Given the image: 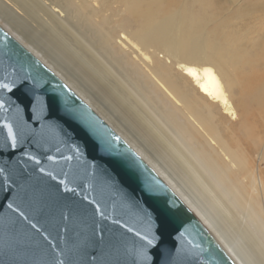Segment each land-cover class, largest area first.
I'll use <instances>...</instances> for the list:
<instances>
[{
	"label": "bare ground",
	"instance_id": "6f19581e",
	"mask_svg": "<svg viewBox=\"0 0 264 264\" xmlns=\"http://www.w3.org/2000/svg\"><path fill=\"white\" fill-rule=\"evenodd\" d=\"M0 12L132 136L152 162L47 66L234 264H264V0H0Z\"/></svg>",
	"mask_w": 264,
	"mask_h": 264
},
{
	"label": "water",
	"instance_id": "95a60500",
	"mask_svg": "<svg viewBox=\"0 0 264 264\" xmlns=\"http://www.w3.org/2000/svg\"><path fill=\"white\" fill-rule=\"evenodd\" d=\"M12 81L11 92L0 89V264H132L127 251L149 229L148 264H234L138 154L0 25V82Z\"/></svg>",
	"mask_w": 264,
	"mask_h": 264
},
{
	"label": "rangeland",
	"instance_id": "374dc122",
	"mask_svg": "<svg viewBox=\"0 0 264 264\" xmlns=\"http://www.w3.org/2000/svg\"><path fill=\"white\" fill-rule=\"evenodd\" d=\"M0 25L3 26L12 36L18 39L26 48H28L33 54H35L46 66L54 71L62 80H64L73 90H75L82 99H84L100 116H102L133 148L145 159H149L145 155V152L137 144L134 143L132 136L126 132L113 118L106 114V111L102 106H98L92 100V98L83 89H81L70 77H68L49 57H47L40 49H38L33 43L25 38L21 31L11 24L0 12ZM29 19L33 20L32 17ZM155 155V154H154ZM155 156L158 157L156 154ZM161 160V159H160ZM151 161V160H150ZM162 161V160H161ZM168 161H170L168 159ZM152 162V161H151ZM171 164V161L169 162ZM156 170L162 173L159 165H152Z\"/></svg>",
	"mask_w": 264,
	"mask_h": 264
},
{
	"label": "snow or ice",
	"instance_id": "6c2138e0",
	"mask_svg": "<svg viewBox=\"0 0 264 264\" xmlns=\"http://www.w3.org/2000/svg\"><path fill=\"white\" fill-rule=\"evenodd\" d=\"M205 71H208L207 69ZM190 74L192 73V70L189 69ZM16 82L12 81L10 83H4V82H0V89H6L9 92H11L13 90V88L15 87ZM40 106L41 111H43V99L40 96H36L35 97V103L33 105V107H37ZM0 109H5V103L2 99H0ZM6 110V109H5ZM4 127L7 128V132H8V139L11 141V147L15 148L17 145V140H16V135L13 133L12 130V126L11 124L5 123ZM111 149L109 147H105V151H110ZM76 152H79V149L76 148L75 149ZM24 155H28L27 153H24ZM72 157H66V159H71ZM30 159L36 160L35 157H30ZM49 160L54 159L53 157H48ZM36 163H39L38 160H36ZM41 171H44V169H41ZM5 170L3 168H0V176L4 177L5 182H7L8 177L6 175H4ZM61 184H64V181H61ZM65 190H71V189H67V187L65 186ZM149 192H151V189H149ZM9 207H11V205H9ZM33 227H36L35 225H33ZM185 231H188V229L186 228ZM136 235L138 237H140L141 243L139 246L132 248L130 250L127 251V255L131 257V261L132 264H148L149 261H151V257L149 256V252L148 249L150 247H153L156 243L157 237L154 234H151V231L149 229L148 232H146L145 234H141L139 232L136 233ZM185 235V232H181L180 236L183 237ZM193 247L195 248H199V245H193ZM178 252L180 251L179 249L177 250ZM59 264H64L63 261H60Z\"/></svg>",
	"mask_w": 264,
	"mask_h": 264
}]
</instances>
